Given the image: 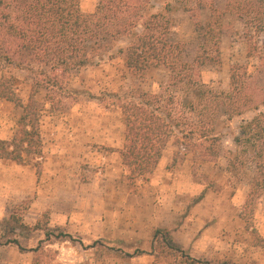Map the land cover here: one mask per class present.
I'll use <instances>...</instances> for the list:
<instances>
[{
  "label": "rangeland",
  "instance_id": "1",
  "mask_svg": "<svg viewBox=\"0 0 264 264\" xmlns=\"http://www.w3.org/2000/svg\"><path fill=\"white\" fill-rule=\"evenodd\" d=\"M96 2L78 0L83 13ZM226 2L202 8L195 0L139 5L162 14L159 22L183 47L188 63L213 52L218 40V61L200 67V79L217 93L228 91L230 68L243 65L245 94L258 104L264 101V30L246 36L248 27L226 10ZM214 10L222 33L204 38L202 25ZM41 69L48 72L36 64L33 70L0 66V77L12 79L23 104L34 96L40 135L37 154L20 163L0 158V264H178L151 249L155 229L166 230L170 244L207 264H264V185L255 196L249 193L252 152L238 158L235 171L228 167L239 152V121L252 111L227 119L220 107L216 157L199 144L171 139L152 172L131 181L119 154L124 125L115 95L138 90L166 96L169 71L151 66L132 75L119 55L55 71L56 77L40 75ZM21 112L0 97V139H10ZM12 239L22 249L8 243Z\"/></svg>",
  "mask_w": 264,
  "mask_h": 264
},
{
  "label": "trees",
  "instance_id": "2",
  "mask_svg": "<svg viewBox=\"0 0 264 264\" xmlns=\"http://www.w3.org/2000/svg\"><path fill=\"white\" fill-rule=\"evenodd\" d=\"M141 1L97 0L93 11L83 13L78 0H0V66L33 70L34 64L42 65L48 72L41 69L40 75L56 77L55 71L98 65L119 55L132 75L151 66L165 67L169 71L166 96L138 90L115 95L124 125L119 154L131 181L152 172L171 139L199 144L207 155L216 157L220 138L214 128L220 107L224 105L227 119L252 111L239 121L234 137L239 152L230 158L228 167L235 171L238 158L252 152L249 160L255 176L249 193L255 196L264 185V110L260 109L264 101L251 104L254 99L245 94L246 67L232 66L228 91L215 92L200 79L199 68L218 61V40L213 43L214 53H198L192 63L184 61L183 47L170 40L167 26L159 22L162 14L149 12L148 6L139 5ZM195 1L202 8L215 0ZM226 10L248 27L245 34L249 38L250 30H264V0H227ZM202 27L204 38L215 31L222 33L215 10ZM7 79L0 77V97L18 105L22 112L10 139H0V158L20 163L25 155L40 151L37 110L34 96L23 104L12 79L9 83ZM19 228L9 226L11 233H18ZM4 229L8 232V226ZM45 238L50 240L49 233ZM9 242L22 249L16 239ZM156 247L178 264H207L170 244L164 229L153 232L151 249L156 251Z\"/></svg>",
  "mask_w": 264,
  "mask_h": 264
}]
</instances>
